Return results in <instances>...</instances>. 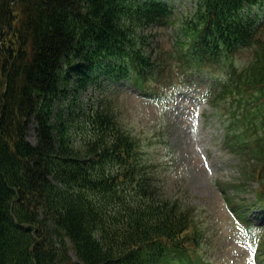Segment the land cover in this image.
<instances>
[{
  "label": "trees",
  "instance_id": "trees-1",
  "mask_svg": "<svg viewBox=\"0 0 264 264\" xmlns=\"http://www.w3.org/2000/svg\"><path fill=\"white\" fill-rule=\"evenodd\" d=\"M245 5L264 0H198L181 44L195 66L256 45L216 101L231 113L227 146L264 203V42ZM170 14L161 0H0V264H205L196 207L162 193L112 101L78 104L98 73L153 74L139 30Z\"/></svg>",
  "mask_w": 264,
  "mask_h": 264
},
{
  "label": "rangeland",
  "instance_id": "rangeland-1",
  "mask_svg": "<svg viewBox=\"0 0 264 264\" xmlns=\"http://www.w3.org/2000/svg\"><path fill=\"white\" fill-rule=\"evenodd\" d=\"M168 1L174 4L173 22L139 30L152 34L147 53L162 62L164 54H175L179 25L195 6V0ZM258 39L264 40V29ZM248 49L234 58L236 65L250 62L252 52ZM211 69L212 73L205 69L189 76L191 81L171 90L163 83L155 85L154 92L147 95H141L125 80L106 81L84 91L78 96V104L88 108L102 91H108L124 127L139 139L144 158L157 170L158 181L165 185L163 192L182 195L197 206L199 222L207 230L201 255L210 264H254L259 261L256 247L264 240V229L251 218L252 227L257 228L245 230L235 219L238 217L229 198L245 196L254 202L257 182L246 178L241 162L223 149L225 127L212 104L220 80L214 74L220 72L218 67ZM28 140L37 144L31 126ZM242 184L243 191L237 192Z\"/></svg>",
  "mask_w": 264,
  "mask_h": 264
}]
</instances>
